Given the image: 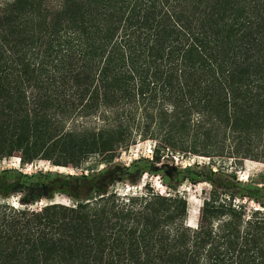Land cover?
I'll return each mask as SVG.
<instances>
[{"label":"trees","instance_id":"1","mask_svg":"<svg viewBox=\"0 0 264 264\" xmlns=\"http://www.w3.org/2000/svg\"><path fill=\"white\" fill-rule=\"evenodd\" d=\"M144 142L151 159L117 163ZM14 154L83 171H0V264H264V189L163 164L264 163V0H0ZM146 176L167 192L130 189ZM186 182L211 187L195 225Z\"/></svg>","mask_w":264,"mask_h":264},{"label":"rangeland","instance_id":"2","mask_svg":"<svg viewBox=\"0 0 264 264\" xmlns=\"http://www.w3.org/2000/svg\"><path fill=\"white\" fill-rule=\"evenodd\" d=\"M154 144L152 142H144L139 143L136 146L131 147L130 150L126 152L120 153L117 163L128 166L134 160L140 158H152V150ZM228 157H216L214 159L208 157L201 156H193L187 155L186 157L179 158L172 157L169 159H165L163 161L165 166H173L178 167L180 169H184L185 167L192 166L193 172L195 174H199L205 178L210 175V170H222V172H226L228 175L234 174L239 181L244 184L251 185L252 187H258L261 190L264 189V163L257 162L253 160H245L243 162H239L236 164V161L232 159H227ZM20 155L14 154L13 157L4 160L0 164V171L6 169H15L25 174H35L38 172H53L55 175L69 176V175H79L83 170H75L73 168H63L57 167L51 164L48 161H36L35 163L27 166H21ZM91 164V163H89ZM86 164V167L89 166ZM58 169V170H57ZM145 183L150 184L156 192L164 193L167 192V188L163 185L162 179L155 176H146L140 183L136 184V187H130L132 191H135V188L143 187ZM129 186L126 184L116 185L113 190L118 191L120 193H126ZM180 191L185 193L189 203H190V217L189 222L194 219L195 211H197L202 203V200L208 196H210L211 187L208 183H198L192 184L190 182H186L181 188ZM57 200L61 201L65 204L72 203L65 196H57ZM11 203L15 204L16 199H11ZM248 205L250 207H255L256 205L253 202H249ZM197 218V217H196ZM196 220H193V224H196Z\"/></svg>","mask_w":264,"mask_h":264},{"label":"bare ground","instance_id":"3","mask_svg":"<svg viewBox=\"0 0 264 264\" xmlns=\"http://www.w3.org/2000/svg\"><path fill=\"white\" fill-rule=\"evenodd\" d=\"M57 170H58V169H57ZM194 213H195V216H194V218H195V217H196V215H197V212L195 211Z\"/></svg>","mask_w":264,"mask_h":264}]
</instances>
